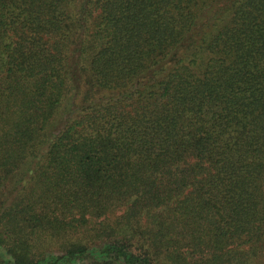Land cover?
<instances>
[{
  "label": "trees",
  "instance_id": "trees-1",
  "mask_svg": "<svg viewBox=\"0 0 264 264\" xmlns=\"http://www.w3.org/2000/svg\"><path fill=\"white\" fill-rule=\"evenodd\" d=\"M0 264H264V0H0Z\"/></svg>",
  "mask_w": 264,
  "mask_h": 264
}]
</instances>
